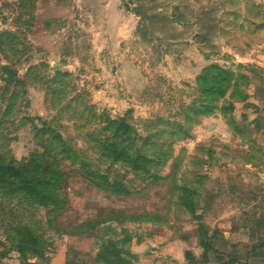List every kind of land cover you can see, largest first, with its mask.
I'll use <instances>...</instances> for the list:
<instances>
[{"label": "rangeland", "instance_id": "1", "mask_svg": "<svg viewBox=\"0 0 264 264\" xmlns=\"http://www.w3.org/2000/svg\"><path fill=\"white\" fill-rule=\"evenodd\" d=\"M0 264H264V0H0Z\"/></svg>", "mask_w": 264, "mask_h": 264}, {"label": "trees", "instance_id": "2", "mask_svg": "<svg viewBox=\"0 0 264 264\" xmlns=\"http://www.w3.org/2000/svg\"><path fill=\"white\" fill-rule=\"evenodd\" d=\"M141 15H142V19L144 20V25H143V27L147 29V21H148V20H151V19H150V18H147V17L145 16V14H144V15L141 14ZM166 19H168V17H166ZM116 147H118V146H116V144H115L114 149H115ZM115 151H118V150L115 149ZM118 154H119V156L121 155L120 153H118ZM15 173H16L17 175H20V176H22V174H23L21 168L18 167V166H14V174H15ZM31 185H32L31 188L34 189L35 191H36V190H37V191H38V190L41 191V189L37 186V184H35V182H32Z\"/></svg>", "mask_w": 264, "mask_h": 264}]
</instances>
